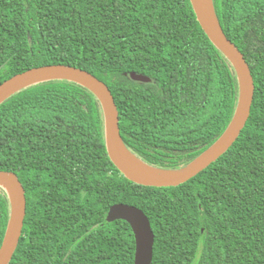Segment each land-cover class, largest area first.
<instances>
[{
	"label": "trees",
	"instance_id": "trees-1",
	"mask_svg": "<svg viewBox=\"0 0 264 264\" xmlns=\"http://www.w3.org/2000/svg\"><path fill=\"white\" fill-rule=\"evenodd\" d=\"M213 3L251 67L255 95L237 141L184 183L127 178L109 152L103 103L81 83L46 80L0 103V170L15 171L27 196L8 264H135L131 224L107 221L119 202L150 218L152 264H264V0ZM60 63L107 83L126 145L159 168L196 160L240 99L237 68L191 0H0V84ZM11 212L0 187V247Z\"/></svg>",
	"mask_w": 264,
	"mask_h": 264
},
{
	"label": "water",
	"instance_id": "water-1",
	"mask_svg": "<svg viewBox=\"0 0 264 264\" xmlns=\"http://www.w3.org/2000/svg\"><path fill=\"white\" fill-rule=\"evenodd\" d=\"M191 2L202 27L236 66L241 82V93L236 112L227 129L209 148L185 168L179 170L164 169L139 159L123 139L119 111L110 87L86 69L62 63L30 68L15 74L0 84V103L21 89L46 80L68 79L81 83L94 91L103 103L109 152L113 162L127 178L138 184L149 186H175L188 181L215 162L237 141L250 117L255 95V81L251 67L242 51L224 31L216 14L213 0V14L203 0H191ZM132 78L141 83L153 81L151 76L144 73H134ZM129 154L148 167L179 173L169 177L142 175L131 164ZM8 186L14 188L15 198L8 191ZM0 187L8 192L12 203L9 225L0 247V264H8L23 234L27 216V196L25 186L15 171L0 170ZM119 219L126 220L133 228L136 238L135 264H152L155 232L148 215L136 205L119 202L110 206L107 221L113 222Z\"/></svg>",
	"mask_w": 264,
	"mask_h": 264
},
{
	"label": "bare ground",
	"instance_id": "bare-ground-1",
	"mask_svg": "<svg viewBox=\"0 0 264 264\" xmlns=\"http://www.w3.org/2000/svg\"><path fill=\"white\" fill-rule=\"evenodd\" d=\"M203 2L207 6L209 11L213 14L212 0H203ZM129 159L133 167H135L140 174L146 175L148 177H169L179 173L176 171L160 170V169L148 167L137 161L131 154H129ZM7 189L11 193L12 197L15 198L14 188L12 186H8Z\"/></svg>",
	"mask_w": 264,
	"mask_h": 264
}]
</instances>
